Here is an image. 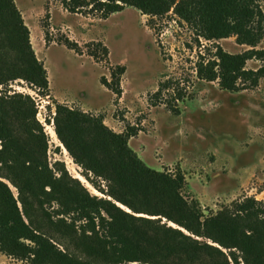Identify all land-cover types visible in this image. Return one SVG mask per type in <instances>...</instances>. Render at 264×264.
<instances>
[{"label":"rangeland","instance_id":"374dc122","mask_svg":"<svg viewBox=\"0 0 264 264\" xmlns=\"http://www.w3.org/2000/svg\"><path fill=\"white\" fill-rule=\"evenodd\" d=\"M14 2L29 33L0 0V182L9 189L0 207L17 208L53 253L22 239L27 252L9 246L0 264H264L263 216L208 223L233 201L264 203V76L229 92L196 74L199 56L211 58L217 45L231 54L250 48L235 37L197 39L172 10L152 18L126 6L101 20L67 12L62 0ZM65 38L83 55L60 45ZM92 41L107 46L108 59L87 55ZM119 64L126 68L121 97L101 83ZM247 68H264V60ZM169 81L185 96L174 103L179 115L165 103L173 90L154 96ZM68 110L101 117L116 133L138 126L129 146L164 176L181 172L183 188L138 172L107 133ZM81 198L94 204L84 202L95 221L76 212Z\"/></svg>","mask_w":264,"mask_h":264},{"label":"trees","instance_id":"16d2710c","mask_svg":"<svg viewBox=\"0 0 264 264\" xmlns=\"http://www.w3.org/2000/svg\"><path fill=\"white\" fill-rule=\"evenodd\" d=\"M7 1L23 30L29 33L14 0ZM62 6L69 13L82 14L84 16L91 15L101 20H107L112 14L123 11L126 6H133L152 18L163 17L172 10L175 16L187 23L194 30L197 39H203L206 42L212 43L235 37L237 44L246 45L250 48V50L240 54H231L226 52L221 46H215L211 58L199 56L196 62V74L199 79L207 82H218L221 89L229 92H240L249 87H256L264 76V68H260L259 70H249L247 68L249 60L254 58L264 60V49H257L264 39V11L261 8L260 0H62ZM44 33L45 42L49 45L48 32L45 31ZM27 41L29 43L28 37ZM59 44L65 45L68 49L79 55H83V51L76 41L65 38L60 40ZM86 48L87 55L97 63L109 58V49L100 41L89 42L86 44ZM32 56L34 61L39 65L41 86L49 89L46 70L36 59L34 51H32ZM109 70L111 80L108 81L103 76L101 83L117 97H121L123 93L121 79L126 72V68L119 64L111 66ZM168 90H173L174 98H172L171 102L165 103L172 113L179 115V106L174 103L176 101H183L185 96L181 89H177V91L172 89L171 81L160 84L154 96L160 99L163 92ZM57 109L59 111L64 110L61 104H57ZM68 111L72 115L80 116L84 120L89 119L90 123H94L97 128L107 133L119 145L124 154L132 160L138 172L149 178H158L180 189L183 188L185 177L181 172H179L176 179L166 177L164 174L148 167L129 146L130 139L136 137L141 131L138 126L129 125L124 132L116 133L104 124L101 117L96 118L82 111ZM0 122L2 123L1 118ZM1 139L2 137H0ZM30 189L31 193L37 194L34 188L31 187ZM7 192L9 193V189L0 182V194L4 196ZM84 202L94 206L88 200L81 198L75 204L76 212L87 221H95L96 216H94V212L89 211L87 209L88 206ZM242 215L264 217V203L257 201L255 198H244L233 201L228 206H224L216 215H212L208 223L216 224ZM231 237L238 243L239 235L232 232ZM22 239L36 243L44 247L47 252L53 253V245L29 229L27 224L22 220L17 208L13 212L11 207L5 210L0 207V250L10 253L8 250L9 246L20 245L21 251L25 253L27 249L24 244H21ZM120 239H122L121 235H119Z\"/></svg>","mask_w":264,"mask_h":264}]
</instances>
